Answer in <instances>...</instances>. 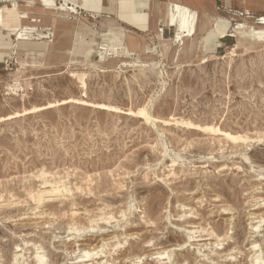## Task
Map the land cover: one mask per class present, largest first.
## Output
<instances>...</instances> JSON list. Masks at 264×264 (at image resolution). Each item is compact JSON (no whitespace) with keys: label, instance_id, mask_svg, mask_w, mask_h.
<instances>
[{"label":"rangeland","instance_id":"obj_1","mask_svg":"<svg viewBox=\"0 0 264 264\" xmlns=\"http://www.w3.org/2000/svg\"><path fill=\"white\" fill-rule=\"evenodd\" d=\"M16 2H0V264H264V42L111 17L141 37L125 55L104 16Z\"/></svg>","mask_w":264,"mask_h":264},{"label":"bare ground","instance_id":"obj_2","mask_svg":"<svg viewBox=\"0 0 264 264\" xmlns=\"http://www.w3.org/2000/svg\"><path fill=\"white\" fill-rule=\"evenodd\" d=\"M56 1L57 0H26L27 3L34 4V5L39 4L41 7L45 8L46 10L55 12L57 13V15L59 14L61 17H64V16L66 17V14L77 13V10H79V7H80V5L78 6L75 4L72 7H69L70 4L68 0H61V2H63L61 5L57 4ZM0 2L13 3L14 11L6 8L7 14H13L15 13V11H17L16 7L18 3L16 2V0H0ZM4 11H5L4 9L0 8V29L9 30V27L6 26V24H4V21H3ZM162 11H163V6L158 7L156 9V15L158 16L157 21H158V18L160 17L159 13H162ZM261 11L264 12V8H262ZM225 13L226 15L223 16L219 14V12L213 10V11H209L208 14L207 13L202 14L198 10L193 9L188 5L170 3L165 6V9L163 12L164 23L161 26L158 25L157 34H155L153 29H151L148 33H146L145 36L149 37L153 35L154 39L159 40L162 37V34L165 31V28L171 27L175 29V35H174L173 41L183 44L185 43L186 38H192L193 36L197 35L199 32L203 33V31L205 29H208L210 26H215L214 29L209 30L208 35L204 38L205 40L209 41L212 37L217 36V35L224 37L226 36V33L231 32V33H234L233 35L231 34L232 37H236V38L246 37L253 41L264 42V15L263 14L258 15L255 10H251L247 7L246 9H244V11L237 12V14H239L237 17H245V19L247 20H245L244 23H241L240 21H238L236 24H234L231 21V17H229V12H225ZM23 18L24 17L22 16L19 17V19H23ZM248 20H253V23L248 22ZM31 23H38V21L32 20ZM254 25H257V26H254ZM258 26H262V27H258ZM97 29H99L98 25H97ZM35 32L37 36L41 38H45V36L42 35L43 34L42 31H40L39 29H35V28L23 29L22 28L20 30H17L16 42L24 43V42L30 41L31 36L32 37L35 36L34 35ZM63 40H66V39H63ZM102 46L104 48L105 45L103 44ZM121 46L123 48L122 51L124 52L125 55H129L131 53V50L129 49L127 44L114 45V47H120V48ZM101 58L102 60L105 58L104 53L101 54ZM82 76L84 75L80 76L83 79ZM80 80L81 79H79V81ZM81 83H83V81ZM83 84L85 85V83ZM172 165L173 167H177L175 161H172ZM226 211L227 210L225 209V212ZM263 218L264 217H261L262 223L264 222ZM86 255L89 256L90 254L87 253ZM35 260L37 264H47L46 258L44 255L41 256L37 254V256L35 257Z\"/></svg>","mask_w":264,"mask_h":264},{"label":"crops","instance_id":"obj_3","mask_svg":"<svg viewBox=\"0 0 264 264\" xmlns=\"http://www.w3.org/2000/svg\"><path fill=\"white\" fill-rule=\"evenodd\" d=\"M68 1L74 2V0ZM170 3L188 5L202 14H208L209 11L213 10L219 12V9L223 10L222 13L229 11L237 13L244 11L247 7L255 10L258 15L264 14L261 11L264 0H80L75 5H80L79 8L87 10L90 17L95 21L104 16V19L100 23L98 22L100 26L98 28H103L112 33L114 45L127 44L129 47V44L137 45L136 39L141 37L134 35V32L126 27H120L118 22L113 21L111 17L121 20L136 31H147L152 28L155 29L156 9L163 6L162 13H159V20L163 15L165 6Z\"/></svg>","mask_w":264,"mask_h":264}]
</instances>
